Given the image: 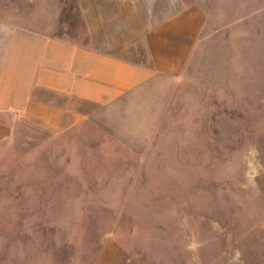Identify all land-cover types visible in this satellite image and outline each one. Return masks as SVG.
<instances>
[{
	"label": "rangeland",
	"instance_id": "1",
	"mask_svg": "<svg viewBox=\"0 0 264 264\" xmlns=\"http://www.w3.org/2000/svg\"><path fill=\"white\" fill-rule=\"evenodd\" d=\"M189 1L175 75L0 143V264H264V0ZM34 10L0 0L16 25Z\"/></svg>",
	"mask_w": 264,
	"mask_h": 264
},
{
	"label": "crops",
	"instance_id": "2",
	"mask_svg": "<svg viewBox=\"0 0 264 264\" xmlns=\"http://www.w3.org/2000/svg\"><path fill=\"white\" fill-rule=\"evenodd\" d=\"M45 1L49 17L34 10L26 25L0 19V143L23 122L70 130L87 106L175 75L198 27V9L185 0H173L179 8L168 21L153 0Z\"/></svg>",
	"mask_w": 264,
	"mask_h": 264
}]
</instances>
